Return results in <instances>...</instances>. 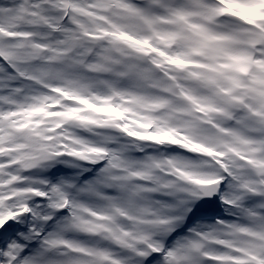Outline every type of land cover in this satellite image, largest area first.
Returning a JSON list of instances; mask_svg holds the SVG:
<instances>
[{"label":"snow or ice","instance_id":"6c2138e0","mask_svg":"<svg viewBox=\"0 0 264 264\" xmlns=\"http://www.w3.org/2000/svg\"><path fill=\"white\" fill-rule=\"evenodd\" d=\"M0 264H264V0H0Z\"/></svg>","mask_w":264,"mask_h":264}]
</instances>
